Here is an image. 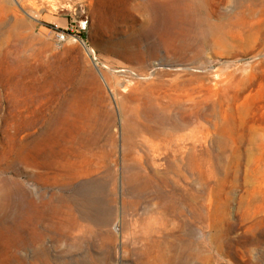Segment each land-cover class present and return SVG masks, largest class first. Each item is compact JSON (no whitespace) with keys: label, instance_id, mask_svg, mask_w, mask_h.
<instances>
[{"label":"rangeland","instance_id":"obj_1","mask_svg":"<svg viewBox=\"0 0 264 264\" xmlns=\"http://www.w3.org/2000/svg\"><path fill=\"white\" fill-rule=\"evenodd\" d=\"M0 264H264V0H0Z\"/></svg>","mask_w":264,"mask_h":264},{"label":"built area","instance_id":"obj_2","mask_svg":"<svg viewBox=\"0 0 264 264\" xmlns=\"http://www.w3.org/2000/svg\"><path fill=\"white\" fill-rule=\"evenodd\" d=\"M57 38H58L59 41H62L64 39V36L63 35H58Z\"/></svg>","mask_w":264,"mask_h":264},{"label":"trees","instance_id":"obj_3","mask_svg":"<svg viewBox=\"0 0 264 264\" xmlns=\"http://www.w3.org/2000/svg\"><path fill=\"white\" fill-rule=\"evenodd\" d=\"M82 35H83V32L81 33V35H80V36L82 37Z\"/></svg>","mask_w":264,"mask_h":264}]
</instances>
